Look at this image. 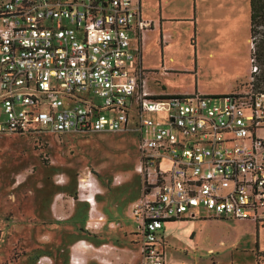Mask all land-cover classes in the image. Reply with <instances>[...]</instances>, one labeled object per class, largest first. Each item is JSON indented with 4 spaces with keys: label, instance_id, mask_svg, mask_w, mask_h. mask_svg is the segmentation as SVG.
Listing matches in <instances>:
<instances>
[{
    "label": "built area",
    "instance_id": "built-area-1",
    "mask_svg": "<svg viewBox=\"0 0 264 264\" xmlns=\"http://www.w3.org/2000/svg\"><path fill=\"white\" fill-rule=\"evenodd\" d=\"M141 1L0 0V135L134 133L139 264H164L166 223L264 225V90L249 51L247 85L222 97L151 92Z\"/></svg>",
    "mask_w": 264,
    "mask_h": 264
},
{
    "label": "rangeland",
    "instance_id": "rangeland-1",
    "mask_svg": "<svg viewBox=\"0 0 264 264\" xmlns=\"http://www.w3.org/2000/svg\"><path fill=\"white\" fill-rule=\"evenodd\" d=\"M209 3L214 9L213 0ZM159 5L161 9L162 0L140 3L141 19L152 22L151 30L142 33L139 47L140 68L150 91L167 97L223 93L216 96L222 97L247 85L249 51L252 55L257 37L250 50L247 32L239 35L233 30L235 20L221 22L212 8L194 33L190 0L167 1V12L177 9L170 21ZM159 16L166 48L152 30ZM220 23L225 25L227 40L217 34ZM230 40H236L237 46ZM256 64L254 85L261 69ZM136 165L137 136L131 132L0 135V264H35L38 253L33 237H26L19 227L25 223L33 230L37 209L55 188L53 177L58 178L54 175L66 179L63 188H72L78 176L86 181L83 194L86 190L106 193L96 200H103V213L114 214L119 226L104 238L128 244L136 254L134 264H138V222L131 216L140 189ZM162 227L167 264H210V258L217 264H264V225L255 227L250 220L205 219L178 220Z\"/></svg>",
    "mask_w": 264,
    "mask_h": 264
},
{
    "label": "crops",
    "instance_id": "crops-1",
    "mask_svg": "<svg viewBox=\"0 0 264 264\" xmlns=\"http://www.w3.org/2000/svg\"><path fill=\"white\" fill-rule=\"evenodd\" d=\"M162 1L163 5L161 9L159 5L161 14L167 15L169 21L173 20L177 9H172L167 12L165 7L168 0ZM190 1L193 12L192 26L193 32L195 33L201 28L202 16L212 14L213 8L209 3L210 0ZM205 4L207 5L205 6ZM213 4V7L215 6L213 13L218 12L215 18L221 22H224L227 18L235 20L233 30L241 36L247 32L249 45V0H213ZM162 21L159 16L152 30L158 33L159 44H163L162 47L166 48L168 44L163 43L165 36L161 32V29L164 28V26H161ZM206 26H209V24H206ZM224 27L225 25L220 23L217 34L219 37H224L223 40H227L228 33L224 31ZM151 28L152 22L150 28L145 32L151 30ZM230 41L235 47L237 46L236 40ZM220 94L223 93L207 95L219 96ZM78 179L85 180L84 177L77 176ZM63 180V184H55V188L49 194L48 200L45 201L41 208L37 209L36 217L35 219L33 218L36 223L33 226V230L31 227L26 226L25 223L22 227H19L24 235L27 234L26 237H33V241L31 242L36 244L34 249L38 253L35 264H134L136 254L133 253L128 244L118 243L117 240L108 241L104 238V236H107L106 233H112L113 229L119 226L114 214L105 215L103 213L102 210L105 209L103 200H96L97 196H104L106 193L99 194L100 191L93 192L86 190L84 194L87 193L88 197L92 199V205L89 206L83 199L78 197L79 194H84L82 189L77 187V182L75 181V184L73 183L72 188H63L66 179L64 178ZM78 205L80 206L79 208L77 207ZM97 217H101V220L97 221ZM205 219L212 218L197 220ZM164 230V227H161V247L163 263L167 264L164 255V249L166 247V240L163 237ZM206 253L210 255L212 250L208 249ZM39 259L40 261L37 263ZM210 259L207 263L217 264L213 258Z\"/></svg>",
    "mask_w": 264,
    "mask_h": 264
},
{
    "label": "trees",
    "instance_id": "trees-1",
    "mask_svg": "<svg viewBox=\"0 0 264 264\" xmlns=\"http://www.w3.org/2000/svg\"><path fill=\"white\" fill-rule=\"evenodd\" d=\"M250 7V36L257 35L253 55L258 64L261 65L260 75L257 84L253 88L264 90V0H249ZM259 85V86H258ZM28 136V135H24ZM264 257V255H263Z\"/></svg>",
    "mask_w": 264,
    "mask_h": 264
},
{
    "label": "flooded vegetation",
    "instance_id": "flooded-vegetation-1",
    "mask_svg": "<svg viewBox=\"0 0 264 264\" xmlns=\"http://www.w3.org/2000/svg\"><path fill=\"white\" fill-rule=\"evenodd\" d=\"M249 39H251L250 34H249ZM86 134H90V133H86ZM54 176H56L57 178H59V176L61 177V175H54ZM62 181H64V180L62 179ZM55 184H58V183H56V180H53V185H55Z\"/></svg>",
    "mask_w": 264,
    "mask_h": 264
},
{
    "label": "bare ground",
    "instance_id": "bare-ground-1",
    "mask_svg": "<svg viewBox=\"0 0 264 264\" xmlns=\"http://www.w3.org/2000/svg\"><path fill=\"white\" fill-rule=\"evenodd\" d=\"M88 201H90V199H87ZM92 200V199H91Z\"/></svg>",
    "mask_w": 264,
    "mask_h": 264
}]
</instances>
